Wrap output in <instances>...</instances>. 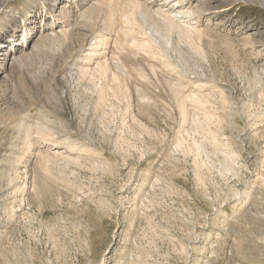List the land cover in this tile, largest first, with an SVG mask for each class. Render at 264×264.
<instances>
[{
	"label": "rangeland",
	"instance_id": "374dc122",
	"mask_svg": "<svg viewBox=\"0 0 264 264\" xmlns=\"http://www.w3.org/2000/svg\"><path fill=\"white\" fill-rule=\"evenodd\" d=\"M181 1L199 12L195 21L203 34L197 42L205 56L189 55L188 46H179L174 37L166 51L174 70H166L161 57L164 50L151 58L148 52L131 47L134 60L127 61L124 77L127 75L128 84L130 81L127 88L131 89L134 111L130 108L127 114V101L108 91L103 109L97 110L96 93L85 80H76L72 64L86 53L88 41L106 24L112 10L132 12V2L156 9L163 0H86L87 7L99 4L94 6V27L83 26L78 2L70 3L71 15L65 12L64 3L53 11L55 0H0V43L10 33L18 34L15 43H22L28 31L22 32L21 27L35 14L43 30L54 27L58 20L63 21L58 18L60 10L67 24L79 25L74 31L80 36L59 46L47 42L43 51L36 50L38 54L29 52L34 53L33 58L28 55L32 61L26 57L27 64L14 63L12 73H7L9 78H4L5 74L0 77V169L4 168L0 170V264H264V84L251 87L255 77L264 80V0ZM136 18L142 23L141 17ZM115 27V32H108L114 41L118 37ZM150 27L146 33L157 37ZM136 34L139 39L143 36ZM179 51L188 53L183 65ZM112 70L118 71L114 65ZM177 83L185 95L200 91L212 96L207 107L226 118L218 137L237 153L235 173H222L224 154L207 142L208 157H196L189 150L194 141L205 139L191 130L197 114L192 106L187 107V121H182L171 93ZM219 89L227 96V105L221 103ZM146 98L149 101L143 100ZM149 103L153 107L145 106ZM131 115H136L138 123ZM124 116L126 123H122ZM39 124L54 128L52 141L36 132ZM25 126L32 132L25 133ZM68 139L79 146L74 154L83 162L54 166L51 177L45 178L37 170L39 154L50 149L54 153L53 142ZM28 140L33 149L24 145ZM180 140L185 144L178 148ZM60 148L65 151L63 145ZM23 150H30L28 155L32 156ZM88 150L96 153L89 155L92 152ZM8 161L14 164L13 169L20 168L19 177L12 168H5ZM197 163L206 165L202 183L197 180ZM36 174L39 183L46 180L50 186L41 204L30 197L31 189L27 188ZM25 182L29 186L25 187ZM106 203L111 205L109 209ZM126 239L129 250L121 254V242Z\"/></svg>",
	"mask_w": 264,
	"mask_h": 264
},
{
	"label": "bare ground",
	"instance_id": "6f19581e",
	"mask_svg": "<svg viewBox=\"0 0 264 264\" xmlns=\"http://www.w3.org/2000/svg\"><path fill=\"white\" fill-rule=\"evenodd\" d=\"M50 1V0H49ZM56 3L51 5L53 11H56L57 12V8L59 9V6L58 5H61L62 3H64L65 5V12L66 13H70V8H71V5L70 3L71 2H78V3H81L80 6H75L77 7V10L80 12H78V14H80L79 16L83 19V26H89V25H92L93 26V22H94V12H95V7L96 5L99 6V4H96V5H93V7H87V3H86V0H55ZM58 1H60L58 3ZM88 1V0H87ZM112 1V0H111ZM153 1V0H152ZM164 3L163 4H159L157 6L156 9H153V8H149L147 5H141L139 3H136V2H132V6L133 7V10L132 12H129V13H125V12H121L119 13L118 11H115L116 9H114V11L112 9H110V13L107 14V19L105 21V25L102 27V29H100L99 32L96 33V35L94 36V38L92 37L91 39V42L88 41L89 43V47L86 48V53L83 52L76 60L75 62H77V65L75 66V62L72 64V69L71 71L72 74L74 75V69L76 70V74L77 75V79L76 80H79V81H83L85 80V82L88 84V87H92L93 89V92L96 93L97 95V99L95 101V108L98 110V109H103V106H104V103H105V97H106V93L107 91L108 92H111L113 93V95L117 98L121 97L122 99H125V103L128 104V107H126L127 109V114L129 113V110L131 108V98L130 95H129V91L131 89L128 90L127 87H130L129 84H130V79L129 77H131V74L130 76L127 77V80L129 78V84L127 83L126 81V76L124 77L125 75V71H127V67L128 66V63L127 61L129 60V58H131V60L133 61L134 59H132V56H134L133 54H131L132 52V49H130L131 47H134V48H137L138 50H141L142 51H146L148 52L150 55H151V58L152 56H156L157 54L160 55L158 53L159 50H164L163 51V54L161 55L162 57V63L164 65V67L169 70H171V68L173 67L172 65V61L171 59L168 57V55L166 54L168 51V45L170 44L171 40H173L174 37H177L178 39V44L180 46V43L181 44H185L188 46L189 48V55L190 54H193V55H201V56H205V52L202 48V46L197 42V39H199V36L201 34H203V29H199V27L197 26L198 25V20H196L197 18V15L196 13L194 12V8L192 9L191 6H189L188 4H184L181 0L179 1H176L174 4H171V2L168 3L169 0H163ZM188 1V0H187ZM92 2V1H90ZM197 3V2H196ZM91 4V3H90ZM93 4V3H92ZM115 4V3H113ZM191 4V3H190ZM63 5V4H62ZM109 5L112 6V3ZM189 7H188V6ZM199 5V4H196V6ZM151 6V5H150ZM154 6V5H153ZM105 7V6H104ZM107 7V6H106ZM110 7V6H109ZM131 7V8H132ZM194 7V6H193ZM112 8V7H110ZM197 8V7H196ZM195 8V9H196ZM207 8V7H206ZM102 9V8H101ZM108 9V7L106 8ZM210 9V8H209ZM63 10V8H62ZM76 10V11H77ZM103 10V9H102ZM197 10V9H196ZM200 10V9H198ZM202 10V8H201ZM59 11V10H58ZM100 11V10H99ZM108 11V10H106ZM64 12V11H63ZM61 10L58 12V18H60L61 22H59V20L55 23V26L52 27V28H46V29H42L41 27L38 26V22H37V17L38 15H33V19L32 20H27L26 21V24L24 26H22L21 30L22 32H27V34L25 35V38L23 39L22 43H15V38L17 37V35H12L10 33L9 37L6 38V41L4 42H1L0 43V77L1 75L5 74L7 75L8 71L11 70L12 66L14 65V63L17 64V62L19 63V66L20 64L22 65V63L25 65L27 64L24 60V58L28 57V55L30 54L29 52H32V51H35L34 53H37L36 50H42V48H45V44L47 42H51L52 44L54 45H61L62 43H64L67 40H73L74 38H77L80 37L79 36V32H76L74 31V29H76L74 26L76 25H70V24H67V20H64L62 18H64V16H62V13H63ZM201 12V11H200ZM204 12V11H203ZM77 13V12H75ZM98 13V11H97ZM107 13V12H106ZM199 13V12H198ZM197 13V14H198ZM206 13V12H204ZM203 13V14H204ZM101 14V12H100ZM202 14V13H201ZM66 15V14H65ZM72 15V14H71ZM77 15V14H76ZM98 15V14H97ZM96 15V16H97ZM102 15V14H101ZM99 15V16H101ZM195 15H196V18H195ZM62 16V18H61ZM70 16V15H69ZM137 16L141 17L140 19H142V23H140L139 19L136 18ZM194 16V17H193ZM199 18H200V14L198 15ZM68 17V16H67ZM103 17V16H101ZM193 17V18H192ZM77 18V17H76ZM81 18H80V21H81ZM186 18H189L187 19L186 21ZM198 18V19H199ZM71 19V18H70ZM102 19V18H101ZM137 19L139 20L137 22ZM79 20V18H78ZM77 20V21H78ZM100 20V18H99ZM98 20V21H99ZM105 20V19H104ZM189 20V21H188ZM71 20H69V23H70ZM103 21V19H102ZM76 22V21H75ZM79 22V21H78ZM101 22V21H100ZM104 22V21H103ZM77 23V22H76ZM220 23V22H219ZM78 24V23H77ZM80 24V23H79ZM100 24V23H99ZM104 24V23H103ZM120 24V25H119ZM145 24L148 25L146 26L147 28L149 26H151L150 28L153 27V30L152 32L154 31L155 34H157L158 36L155 37L154 35H148L146 32V27H145ZM68 26H71L70 28H73V30L71 31L70 29H68ZM115 26H118L117 27V30H118V37L115 39V41L113 40V38L109 37L108 35V32L109 31H114V28H116ZM200 26V25H199ZM94 27V26H93ZM5 28V24H4V27ZM90 28V27H89ZM79 29V28H77ZM87 29V28H86ZM92 29V28H91ZM95 30V29H94ZM98 30V29H97ZM20 31V30H19ZM18 31V32H19ZM80 31V30H79ZM81 31H83L81 29ZM235 31V30H234ZM239 31V30H238ZM237 31V32H238ZM258 31V30H257ZM256 31V32H257ZM21 32V31H20ZM96 32V31H95ZM211 32V31H210ZM241 32V31H240ZM136 33L139 34H142V38L139 39V38H136L134 35H137ZM204 33H207L205 30H204ZM235 34V33H234ZM255 34V33H253ZM253 34H249V35H253ZM257 34V33H256ZM94 35V34H93ZM209 35V34H208ZM214 35V34H213ZM85 36V35H84ZM221 36V35H220ZM247 36V35H246ZM257 36V35H256ZM6 37V36H5ZM87 37V36H86ZM86 37H84L85 39V42H86ZM249 37V36H247ZM246 37V38H247ZM254 37V36H253ZM28 38V40H26ZM83 38V37H82ZM89 38V37H88ZM123 38V39H121ZM221 38V37H220ZM233 38V37H232ZM252 38V36H251ZM250 38V39H251ZM260 38V37H259ZM55 39V40H54ZM176 39V38H175ZM242 39H245V38H242ZM240 39V40H242ZM262 39V38H260ZM70 40V41H71ZM76 40V39H75ZM80 40V38H79ZM83 40V39H82ZM89 40V39H88ZM230 40V38H229ZM246 40H249V39H246ZM254 41V39H252ZM174 41V40H173ZM231 41V40H230ZM237 40H235L236 42ZM245 41V40H244ZM251 41V40H250ZM249 41V42H250ZM262 41V40H261ZM72 42V41H71ZM70 42V43H71ZM81 42V41H80ZM112 42L114 43L113 45V48L111 49V44ZM225 42V41H224ZM229 42V41H228ZM226 42V43H228ZM232 42V41H231ZM230 42V43H231ZM234 42V43H235ZM246 42V41H245ZM248 42V41H247ZM247 42L245 43V45L247 44ZM252 42V41H251ZM255 42V41H254ZM172 43V42H171ZM229 43V44H230ZM243 43V42H242ZM78 44V43H77ZM83 44V43H81ZM80 44V45H81ZM85 44V43H84ZM229 44H226V45H229ZM238 42H237V46H238ZM241 44V42H240ZM53 45V46H54ZM71 45V44H69ZM52 46V47H53ZM64 46V45H62ZM68 46V45H67ZM47 47V46H46ZM61 47V46H60ZM232 47V46H231ZM235 47V46H234ZM233 47V48H234ZM257 47V46H256ZM259 47V46H258ZM264 47V46H263ZM48 48V47H47ZM133 48V50H134ZM237 48V47H236ZM235 48V49H236ZM241 48V47H240ZM49 49V48H48ZM54 50V48H52ZM56 51H57V46L55 47ZM59 49V47H58ZM63 49V48H61ZM79 49H82L81 47ZM136 49V50H137ZM232 49V48H231ZM243 49V48H242ZM262 49V48H261ZM85 50V49H84ZM178 50V49H177ZM180 50V49H179ZM183 50V49H182ZM43 51V50H42ZM46 51V49H45ZM44 51V52H45ZM59 51V50H58ZM57 51V52H58ZM160 51V52H161ZM234 51V50H233ZM44 52H43V55H44ZM47 52V51H46ZM50 52V51H49ZM55 52V50H54ZM68 52V51H67ZM131 52V53H130ZM177 52V51H176ZM34 53H32L34 55ZM39 53L41 54V52L39 51ZM48 53V52H47ZM51 53V52H50ZM53 53V52H52ZM75 53V52H74ZM137 54V52H135ZM139 53V52H138ZM147 53V54H148ZM179 53L181 54V57L179 58L180 61L182 62V65L183 63L186 61V59L188 58L187 57V54L188 53H184L183 51H179ZM241 53V52H240ZM29 55V57L33 56V55ZM38 54V53H37ZM36 54V56H37ZM39 54V55H40ZM61 54V52H60ZM253 54V53H252ZM157 55V56H158ZM35 56V57H36ZM41 56V55H40ZM27 58L29 59V61H32V58L30 60V58ZM159 57V56H158ZM187 57V58H186ZM24 59V60H23ZM34 60V59H33ZM135 60H137L135 58ZM28 61V60H26ZM25 62V63H24ZM35 62V61H34ZM130 62V61H129ZM158 62V61H157ZM138 63V62H137ZM62 64V63H61ZM135 64V63H134ZM174 64V63H173ZM185 64V63H184ZM115 66L117 68L118 71H114L112 70V66ZM136 65V64H135ZM259 65V64H258ZM18 66V65H16ZM14 66V67H16ZM67 66V65H66ZM261 66V64H260ZM24 67V66H21V68ZM131 67V66H130ZM188 67V66H187ZM164 68V69H165ZM14 69V68H13ZM173 69V68H172ZM178 69V68H177ZM175 69V70H177ZM115 70V69H114ZM129 70V69H128ZM174 70V69H173ZM130 71V70H129ZM259 71V69H258ZM257 71V72H258ZM12 73V70L10 71ZM70 72V71H69ZM132 72V71H131ZM170 72V71H169ZM10 73V74H11ZM128 73V72H127ZM260 73V72H259ZM71 74V76H72ZM241 74V73H240ZM9 75V73H8ZM7 75V77H4V78H9V76ZM39 75V74H38ZM74 75V76H75ZM141 75V73H140ZM143 75V74H142ZM257 74H255L256 76ZM262 75V74H260ZM179 76V75H178ZM177 76V77H178ZM254 76V75H253ZM263 76V75H262ZM261 77V76H260ZM72 78V77H71ZM76 78V77H75ZM170 79V78H169ZM7 80V79H5ZM78 81V82H79ZM147 81V79H146ZM168 81V80H167ZM172 81V80H171ZM264 80H262L261 78L259 77H255L252 81V85L251 87H259V85L261 84H264L263 83ZM144 82V81H143ZM132 83V82H131ZM250 83V81H249ZM198 84V83H197ZM200 84V83H199ZM133 85V84H132ZM131 85V86H132ZM180 85V84H179ZM178 83L177 85L173 86L170 85L172 88H173V91L170 92L171 93H174L172 95L175 96L176 98V104H177V109L179 111V115L182 117V121H187L188 119V110H187V107L190 105L194 108V110L197 111V114L195 115V117H193L192 119V129L193 132L195 131L197 134L200 133L201 135L204 136V139L205 141H194L193 144L190 146V149L191 152H193L195 154L196 157H200V156H209L208 154V147L206 145L205 142H207L214 151L216 152H220L222 154H224V162L222 164V173H227V172H232V173H235L236 172V167H235V160H236V157H237V153L235 152V150L232 148V146L230 145V143H227V142H222L219 140V128L220 126L222 127V124H224L226 121L225 119L226 118H223L221 116H219L217 113H215L214 111H212L211 109L209 110L208 109V104L210 102V100L212 98V96H210L209 94H203L201 93L200 91L197 92V93H191L188 94V95H185L183 94L181 88L182 87H179ZM134 86V85H133ZM196 86H199V85H196ZM136 87V86H135ZM166 87V86H165ZM170 87V88H171ZM180 90H179V88ZM202 87V85L200 86ZM205 87V85L203 86ZM221 87V86H220ZM218 90V89H217ZM186 91V90H185ZM220 91V89H219ZM131 92V91H130ZM216 92V91H215ZM143 93V92H142ZM109 94V93H107ZM139 94V93H138ZM141 94V92H140ZM139 94V95H140ZM95 95V94H94ZM95 95V97H96ZM132 96V95H131ZM138 96V95H137ZM143 96H146L147 95H143ZM172 97V96H171ZM219 97H220V100H221V103H223L224 105L228 102V98L227 96L224 94V92L221 90L219 92ZM141 98H145V97H141ZM174 98V97H173ZM174 98V99H175ZM116 99V98H115ZM131 100V101H130ZM143 100H147L149 101L147 98L146 99H143ZM144 102V101H142ZM152 102V101H151ZM216 102V101H215ZM231 103V102H230ZM150 104V103H149ZM154 104V103H153ZM144 105V103H143ZM148 104H146L145 106L146 107H150L152 106L151 104L149 106H147ZM227 105V104H226ZM143 106V107H145ZM189 106V107H190ZM133 107V105H132ZM153 107V106H152ZM151 108V107H150ZM132 109V108H131ZM141 109L143 110L142 106H141ZM133 110V109H132ZM145 110V109H144ZM150 109H147L145 111H148ZM20 111V110H19ZM134 111V110H133ZM139 111L140 108H139ZM23 112V111H22ZM138 112V111H137ZM143 112V111H142ZM21 113V112H20ZM19 113V114H20ZM149 113V112H148ZM132 114V113H131ZM135 114V113H134ZM139 114L143 115L144 113H140ZM146 115H148L146 112H145ZM22 115V114H21ZM230 115V114H229ZM264 115V114H263ZM103 116V115H101ZM136 116V115H135ZM131 115V119L134 121H137L138 123V118L136 119V117ZM139 116V115H138ZM145 116V115H144ZM226 116V115H224ZM22 117L19 115V118ZM125 117V116H124ZM228 117V116H227ZM14 117H12L13 119ZM18 118V117H17ZM18 118V120H19ZM152 118V116L150 117ZM16 119V118H15ZM128 118H124L123 119V122L122 123H126V121ZM130 119V120H131ZM16 119V121H18ZM58 120V119H57ZM122 120V119H121ZM47 121V120H45ZM50 121V120H49ZM133 121V122H134ZM228 121V120H227ZM140 122V121H139ZM19 123H24V122H19ZM51 122H49L50 124ZM53 123V122H52ZM128 123V122H127ZM187 123V122H186ZM184 123V124H186ZM229 123V122H228ZM29 124V123H28ZM48 124V125H49ZM23 125V124H22ZM27 125V124H25ZM51 125V124H50ZM29 126V125H27ZM25 126V128L27 127ZM31 126V125H30ZM53 126V125H52ZM140 127V126H139ZM145 127V126H144ZM224 127V126H223ZM36 128V127H35ZM63 128V127H62ZM146 128V127H145ZM28 129H31L30 127H28ZM147 129V128H146ZM31 130H27V128L25 129V133H27V131H31ZM36 132L41 135L43 137V139L45 138L46 140L49 139V141H52L53 137H54V128L52 129V127H48L47 125H41L39 124ZM57 130V129H56ZM145 130V129H143ZM190 131V130H189ZM221 131V130H220ZM32 132V131H31ZM61 131H59V134H60ZM57 133V132H56ZM31 136H33L34 133H30ZM37 134V135H38ZM28 135V134H27ZM26 135V136H27ZM58 135V134H57ZM29 135V137L27 138H30L31 137ZM56 136V135H55ZM67 136V135H66ZM41 137V138H42ZM224 137V136H223ZM52 138V139H51ZM63 138V136H62ZM25 139V138H24ZM55 139V138H54ZM64 139V138H63ZM194 139V138H193ZM27 140V139H25ZM30 140V139H29ZM27 141L26 144H24L26 147L30 145V142L31 141ZM34 140V139H33ZM32 140V141H33ZM225 141V140H224ZM26 142V141H25ZM35 142V141H34ZM125 142V141H123ZM231 142V141H230ZM29 144V145H28ZM46 144V143H45ZM184 141L183 140H180L178 143H177V146L178 148L180 147H183L184 146ZM23 145V143H22ZM21 145V147H22ZM32 145V144H31ZM61 145H63L65 148V151H61L62 149L60 148ZM24 146V147H25ZM34 146V145H33ZM33 146L31 148V146L29 148L33 149ZM42 146V145H41ZM52 147L54 146L53 150L52 151H55L54 153H51L50 150L49 153H35V155L38 156L39 154V161H38V164H37V170L41 171L44 173L45 175V178H47L46 176H50L51 177V170L54 166H60L62 165L63 167H66V166H69V165H80L83 161L81 160V157L80 155H75L74 152H78L79 151V146L77 148V144L75 142H70L69 139L68 140H63V141H56V142H53V144L51 145ZM90 146V145H89ZM25 147V148H26ZM45 147V146H44ZM51 147V148H52ZM85 147V146H84ZM115 147V146H114ZM24 148V150H26ZM39 148V147H38ZM47 148V147H46ZM63 148V147H62ZM87 148V147H85ZM117 148V147H116ZM61 149V150H60ZM80 149H84L83 147L81 148L80 146ZM23 150V152H25ZM38 150V149H37ZM36 150V151H37ZM39 151V152H40ZM85 151V150H84ZM83 151V152H84ZM87 151V150H86ZM89 151V150H88ZM22 152V151H21ZM30 150L28 152H25L26 155L28 157H31L29 156ZM81 152V151H80ZM89 152H92V151H89ZM210 152V151H209ZM213 152V151H212ZM96 152H92V154H89V155H94ZM1 154V153H0ZM34 154V153H33ZM80 154V153H78ZM82 154V153H81ZM7 155V154H6ZM19 155V154H18ZM84 155V154H83ZM3 156V155H2ZM96 156V155H95ZM36 157V156H35ZM16 158V157H15ZM19 158V157H18ZM34 158V156L32 157ZM83 158V157H82ZM13 159V158H12ZM16 160V159H15ZM18 160V159H17ZM15 161V162H18V161ZM7 161V160H6ZM14 161V160H13ZM23 161V160H22ZM35 160V162H37ZM2 162V161H1ZM0 162V163H1ZM8 162H10V164H8ZM7 162V166H5V168H8V169H11L14 164L11 162V161H8ZM14 162V163H15ZM4 163H5V160H4ZM19 165H20V161L18 162ZM17 164V163H16ZM15 164V165H16ZM28 164V162H27ZM30 164V163H29ZM28 164V165H29ZM90 164V163H89ZM100 164V163H98ZM208 165V163H206ZM3 165V164H2ZM1 165V166H2ZM5 165V164H4ZM13 165V166H12ZM27 165V167L29 168V166ZM102 165V164H101ZM12 166V167H11ZM22 166H25V165H22ZM36 166V165H35ZM97 166V165H96ZM17 167V166H15ZM206 167L205 163H197L196 164V168H197V180L199 183H202L204 182V175H203V172L202 170ZM27 168V169H28ZM61 168V166H60ZM98 168V167H97ZM13 169V168H12ZM20 168H15L13 169L14 170V174H15V177H19L21 174V172L19 171ZM208 169V168H207ZM2 170V169H0ZM4 170V168H3ZM2 170V171H3ZM9 171V170H8ZM7 171V173H8ZM25 171V170H24ZM37 171V172H38ZM20 172V173H19ZM36 172V173H37ZM5 173V172H3ZM40 173V172H39ZM10 174H11V171H10ZM23 174V173H22ZM25 174H29L28 172H26ZM1 175V173H0ZM3 175V174H2ZM19 175V176H18ZM41 175V173H40ZM43 175V174H42ZM5 177V176H4ZM36 179L33 178L32 179V182L30 183V186H29V183L28 182H25V187L26 186H29L27 188H30L31 189V195L30 197L34 198L35 200H39L40 204L42 203V201L44 200V198L46 197V194L47 192L49 191L47 187H50L48 186L46 183L47 181L44 180H40L41 182L39 183V178H37V174H36ZM21 178V177H20ZM8 179V178H7ZM16 178H12V181H14ZM26 179V178H25ZM27 180H28V177H27ZM26 180V181H27ZM38 180V181H37ZM148 180V179H147ZM17 181V179H16ZM15 181V183H17ZM46 181V182H45ZM144 181V180H143ZM158 181V180H157ZM3 182V181H2ZM9 182L11 183V181L9 180ZM24 182V180H23ZM30 182V181H29ZM14 183V182H13ZM141 184V183H140ZM11 186V185H10ZM142 186V185H141ZM19 187V186H17ZM16 187V188H17ZM24 189H27L25 188ZM13 188H14V185H13ZM23 189V188H22ZM21 189V190H22ZM29 189V190H30ZM140 189V188H139ZM143 189V188H142ZM18 188L16 189L15 192H17ZM20 190V189H19ZM28 190V189H27ZM27 190H25L27 192ZM11 191V190H10ZM55 191V190H54ZM139 191V190H138ZM143 191V190H142ZM14 192V191H13ZM14 192V193H15ZM19 192V191H18ZM137 192V191H136ZM140 192V191H139ZM30 193V192H29ZM52 193V192H51ZM17 194V193H15ZM14 194V195H15ZM24 194V193H23ZM22 194V196H23ZM26 194V193H25ZM19 195V194H18ZM21 195V194H20ZM50 195V194H49ZM138 195V194H137ZM29 196V194H28ZM27 194H26V197H28ZM136 196V195H135ZM12 197V195H11ZM15 197V196H13ZM21 197V196H20ZM17 198V197H16ZM19 200V199H18ZM22 200V199H21ZM27 200V198H26ZM16 201V200H15ZM33 201V200H32ZM24 202V201H23ZM22 202V203H23ZM30 202V201H29ZM17 202H15V205H16ZM21 203V201H19V204ZM31 203V202H30ZM27 204V203H26ZM26 204L24 203V205L26 206ZM29 204V203H28ZM12 205V204H11ZM23 205V207H25ZM30 205V204H29ZM106 208L109 209L111 207V205L109 204H105ZM18 207V206H16ZM20 207V206H19ZM22 207V208H23ZM14 208V206H13ZM24 209V208H23ZM19 210V209H18ZM22 210V209H21ZM16 211V209H15ZM23 211V210H22ZM17 213V212H16ZM15 214V213H14ZM126 227V226H125ZM125 230V229H124ZM131 233V232H130ZM128 235V234H127ZM133 235V234H132ZM131 235V236H132ZM129 236V235H128ZM130 237V236H129ZM128 239V238H127ZM126 240L122 241L121 243V246L122 248L119 249L120 250V253L121 254H125L128 252L129 250V247L127 246V243H126ZM129 242V240H128ZM237 243V242H236ZM232 248V247H231ZM216 256H214L215 258ZM108 262V261H107ZM135 262V261H134ZM115 262H111V263H107V264H113ZM119 264H124V261L120 262Z\"/></svg>",
	"mask_w": 264,
	"mask_h": 264
}]
</instances>
